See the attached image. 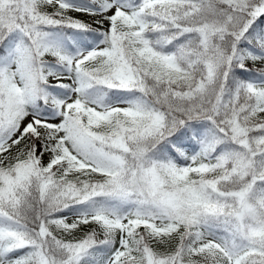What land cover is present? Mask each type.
I'll return each mask as SVG.
<instances>
[{"label": "snow or ice", "instance_id": "snow-or-ice-1", "mask_svg": "<svg viewBox=\"0 0 264 264\" xmlns=\"http://www.w3.org/2000/svg\"><path fill=\"white\" fill-rule=\"evenodd\" d=\"M0 264H264V0H0Z\"/></svg>", "mask_w": 264, "mask_h": 264}]
</instances>
